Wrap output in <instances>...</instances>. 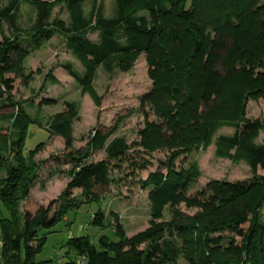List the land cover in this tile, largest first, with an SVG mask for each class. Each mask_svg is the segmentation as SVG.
<instances>
[{
	"label": "trees",
	"instance_id": "1",
	"mask_svg": "<svg viewBox=\"0 0 264 264\" xmlns=\"http://www.w3.org/2000/svg\"><path fill=\"white\" fill-rule=\"evenodd\" d=\"M86 1L91 2L88 14L84 11ZM111 1V17L103 14L104 8L97 6L96 0H4L0 6V106L11 110L0 118L9 123L0 144L10 157L5 165L6 177L0 180V205L7 213L3 217L0 209L1 264H38L35 256L46 238H39L40 230L51 231L69 211L80 206L82 200L74 196V191L81 194L84 203L99 204L101 192L118 184L110 177L111 164L130 150L124 139L110 140L126 118L120 117L110 130L92 133L89 151L72 157V125L79 106L63 101L61 110L47 117L45 127L49 134L63 140L72 166L69 181L54 211L39 206L33 214L18 215L17 205L27 200L29 179L37 167L32 152L24 149L26 129L41 125L25 106L13 102L11 92L16 79H25L23 66L29 54L42 50L54 36L64 39L82 67L79 73L69 64L62 65L81 95L91 87L99 68L110 75L114 71L128 72L138 56L147 52L156 50L162 59H156L158 66L162 64L167 71L154 81L155 99L150 100L166 99L167 105L158 107L155 117L170 135L162 136L153 123L147 126L148 133H141L144 149H164L169 154L162 170L149 172L141 185L152 222L130 237L119 222L115 223L117 242L102 236L94 245L87 236L71 238L66 243V255L71 252L83 264H179L181 259L184 264H264V177L257 171L264 169V144L256 143L263 124L248 118L230 123L211 114L229 77L240 86L256 85L264 74V70L246 71L245 66L264 65L263 0ZM22 5L31 8L34 15L27 28L19 22ZM59 6L67 20L52 16ZM89 34H96V40ZM48 79L52 85L59 83L53 75ZM238 96L246 100L245 94ZM169 101L174 103L173 110ZM55 103L43 99L38 110ZM221 128H231L233 133L216 136ZM213 142L217 158L233 164L245 160L252 175L250 181L212 185L211 203L196 219H186L178 212L169 221H159L188 183L201 176L195 162L175 169V158L183 152L185 156L190 147L206 150ZM100 149L104 160L85 162L91 151ZM146 166L144 163L139 168ZM94 217L91 225L104 227L103 213ZM75 260L69 259L66 264H78Z\"/></svg>",
	"mask_w": 264,
	"mask_h": 264
},
{
	"label": "rangeland",
	"instance_id": "2",
	"mask_svg": "<svg viewBox=\"0 0 264 264\" xmlns=\"http://www.w3.org/2000/svg\"><path fill=\"white\" fill-rule=\"evenodd\" d=\"M97 6L102 5L104 15H113L114 4L111 0H96ZM264 2V0H263ZM4 3L1 0L0 6ZM91 2L86 1L84 11H90ZM31 8L22 5L19 10L20 26L27 28L33 20ZM53 17L67 20V15L62 7H56ZM91 40H96V34H89ZM64 39L54 36L47 40L42 50L32 52L24 62L25 79H16L12 100L15 104L25 106L27 112L36 119L41 126L30 125L25 135V152H32L35 164L34 172L30 177L28 198L18 203V215L20 213L33 214L39 206L50 207L54 211L58 206L66 184L69 181L68 172L72 169L70 158L64 151L61 137L49 134L45 127L47 117L61 110L63 101L78 104L77 118L73 121L72 135L74 138L72 157H80L89 151V139L96 130L108 131L120 117H126L118 126L110 140L120 137L126 141L130 150L124 157L111 164L110 177L118 181L111 184L106 192H101L100 203H84L81 194L74 191V196L82 200L76 210L66 214L64 220L58 222L49 232L40 230V237L44 235L45 242L41 250L35 256L38 264H66L69 259L76 257L71 252L66 255V243L71 238L87 236L97 245L99 237L104 236L112 242H117L114 234V225L119 222L126 236H131L147 228L152 218L150 216L147 194L141 187L149 172L162 170V166L169 161V154L162 150L144 149L141 133H148L150 127L158 128L162 136H169L170 132L163 124H160L156 116L158 107L167 105L166 99H155L154 81L162 77L167 71L158 66L156 59L160 55L155 52L138 56L133 68L128 72L114 71L107 73L102 68L96 72L92 85L84 95L80 94L79 86L68 76L62 65L69 64L79 73L82 67L66 48ZM179 52L180 49L173 48ZM246 71L252 69L254 73L264 70V65H245ZM53 75L59 81L57 85L49 83L48 76ZM13 78V76H10ZM246 95L239 100L238 95ZM53 99L54 106L41 108L43 99ZM1 105V104H0ZM170 109L174 106L173 101L168 103ZM173 105V106H171ZM45 107V106H44ZM37 108V109H36ZM174 108H172L173 110ZM11 110H5L0 106V118ZM214 117L238 122L240 120L259 119L263 124V130L257 139V144H264V74L256 85H238L234 77H229L228 83L223 90L217 106L211 110ZM37 122V123H38ZM9 123L0 119V137L6 135ZM143 133V134H144ZM231 128H221L220 134L230 135ZM215 142V138H214ZM214 142L206 150L201 147H190V151L184 156V152L173 161L175 169L187 167L197 163L201 176L195 181L188 183L181 193L178 201L166 208L159 221H169L173 215L180 212L186 219L199 217L206 213L205 209L210 205L213 194L212 185L224 182L237 183L249 182L252 175L245 160L238 164L231 163L228 159L223 160L215 156ZM154 148V147H153ZM88 162L102 161L105 154L102 149L91 151ZM9 152L0 144V180L6 177V164L10 163ZM73 159V158H72ZM80 161V160H79ZM78 161V162H79ZM83 163V162H82ZM144 163L145 169H140ZM135 165V166H134ZM138 165V166H137ZM258 176L264 177V169L257 170ZM104 192V193H103ZM3 217L7 213L0 205ZM102 212L105 217L104 227L91 225L95 214ZM264 219V207L262 210ZM158 221V222H159ZM264 221V220H263ZM43 237V236H42ZM178 239V235L176 236ZM76 262L80 261L78 259ZM81 262V261H80ZM179 264H184L183 260Z\"/></svg>",
	"mask_w": 264,
	"mask_h": 264
},
{
	"label": "built area",
	"instance_id": "3",
	"mask_svg": "<svg viewBox=\"0 0 264 264\" xmlns=\"http://www.w3.org/2000/svg\"><path fill=\"white\" fill-rule=\"evenodd\" d=\"M2 250H3V242H2V239H1V237H0V264L2 263ZM78 264H83V260H81V262L80 261H78L77 262Z\"/></svg>",
	"mask_w": 264,
	"mask_h": 264
},
{
	"label": "crops",
	"instance_id": "4",
	"mask_svg": "<svg viewBox=\"0 0 264 264\" xmlns=\"http://www.w3.org/2000/svg\"><path fill=\"white\" fill-rule=\"evenodd\" d=\"M98 71V70H97Z\"/></svg>",
	"mask_w": 264,
	"mask_h": 264
}]
</instances>
